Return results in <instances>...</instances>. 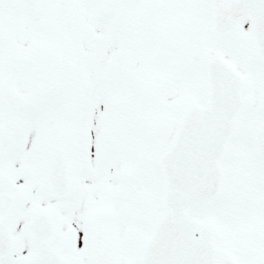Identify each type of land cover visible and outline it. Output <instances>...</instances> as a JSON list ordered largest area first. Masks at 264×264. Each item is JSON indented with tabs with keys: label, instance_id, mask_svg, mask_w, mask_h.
I'll return each mask as SVG.
<instances>
[{
	"label": "snow or ice",
	"instance_id": "1",
	"mask_svg": "<svg viewBox=\"0 0 264 264\" xmlns=\"http://www.w3.org/2000/svg\"><path fill=\"white\" fill-rule=\"evenodd\" d=\"M0 264H264V0H0Z\"/></svg>",
	"mask_w": 264,
	"mask_h": 264
}]
</instances>
